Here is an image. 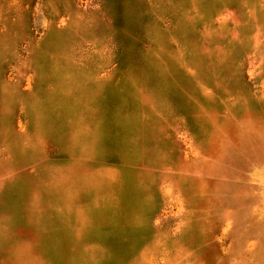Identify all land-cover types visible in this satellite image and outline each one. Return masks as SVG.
<instances>
[{
	"label": "rangeland",
	"instance_id": "rangeland-1",
	"mask_svg": "<svg viewBox=\"0 0 264 264\" xmlns=\"http://www.w3.org/2000/svg\"><path fill=\"white\" fill-rule=\"evenodd\" d=\"M0 264H264V0H0Z\"/></svg>",
	"mask_w": 264,
	"mask_h": 264
}]
</instances>
